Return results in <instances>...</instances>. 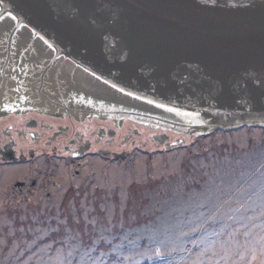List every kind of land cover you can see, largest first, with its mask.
<instances>
[{
    "label": "water",
    "instance_id": "water-1",
    "mask_svg": "<svg viewBox=\"0 0 264 264\" xmlns=\"http://www.w3.org/2000/svg\"><path fill=\"white\" fill-rule=\"evenodd\" d=\"M9 14L55 59L178 110L198 130L264 127V0H0ZM140 111L148 120L155 110Z\"/></svg>",
    "mask_w": 264,
    "mask_h": 264
},
{
    "label": "rangeland",
    "instance_id": "rangeland-1",
    "mask_svg": "<svg viewBox=\"0 0 264 264\" xmlns=\"http://www.w3.org/2000/svg\"><path fill=\"white\" fill-rule=\"evenodd\" d=\"M133 127L135 129H132L129 123L125 128H120L119 130L115 129L113 131L115 134L113 136L114 139L110 141L108 135V137H106L99 145H96V147L106 150H117V152L122 153L135 141L142 145L144 149L137 146L136 148H133V150H130L129 152L127 151L130 153V158H128L129 156H127V159L118 158L117 161L112 164L102 158H93L78 168L80 169L79 176H74V173L69 170L67 164L60 160L53 161L50 168L46 157L39 158L36 161L33 160V163L25 162L24 164L1 167V223H8L10 213H12V218L14 219L18 215L24 218L28 211L33 208H35V210L41 208L43 209V213L47 210H54V207H58L60 203L64 201V194L71 187L79 190L80 193L77 195H79V203L82 209H84L85 205L89 204L90 201L94 202L97 192H102L108 196L115 192L118 197L115 203L116 205L119 204V206H121V208L119 207L120 210L124 212L126 203L129 199L128 191L130 192V190H133L137 184H147L150 181H154L159 184V187L164 186L160 184L165 178L171 179L180 172L184 165H186L184 163L185 161L187 162V155H189L188 150L191 142H189V145L186 144V147L176 148L173 151H168L162 148L161 145L189 141L188 136L184 133L165 132L158 129H151L146 126L135 125ZM163 136H165L166 139H160ZM213 137H208L203 141L204 144L202 145V149L212 150L214 147L233 143L243 148L246 147L252 139L260 142V140L264 138V130L258 128L241 129L232 134L227 133L225 135L219 133L217 136ZM87 138L90 139L91 136L88 134ZM122 139L124 140V146H121ZM28 141H31V139H28ZM27 143L28 148L38 147L37 145H32L30 142ZM200 147L201 145H196L195 148L192 149L194 154L201 151ZM153 153L154 155L150 156V154L152 155ZM256 161V155L249 157L245 153L237 159H220L211 154L210 163L202 164V167H205L209 174L198 175L195 177L201 179L202 185L206 187L200 190L191 191L190 187H188L189 185H194L195 182L187 175V172L179 174L180 177H178L177 182L170 187L173 194L172 204L170 203L171 205L169 207L161 204H156L154 206L156 208H163L162 212L164 214L160 215L158 218H154L158 226L155 229L150 230L147 234L148 237L157 240L158 243L161 245L163 244L166 248L173 251L176 249L175 245L180 244L181 241H184L187 237L186 233H183L184 230L190 229L191 234L195 232L208 216L212 219L217 212L220 213L202 232L203 236L201 241L192 249V259L189 260V255L185 254L184 256L177 258L175 263H173V261L169 263L170 258L168 256H162L159 247H153L152 249L158 252V257L162 258L164 264H204L205 262H207V264H229L224 255L225 251L228 249V243L234 242L238 237H243L244 239L246 235L244 234V228L250 223L253 210L250 209V207L247 208V210L245 209L246 211L239 214L234 221L229 219L231 211L239 205L240 207H243L245 203L252 205L254 208H257L259 205V197L254 195L249 197L246 191H240V183L253 171ZM50 170L52 171L50 178L52 179L53 184L49 182L48 178ZM25 177L36 179L38 181H45L46 179L50 184L48 185V190H44L43 186H39L36 191H34L35 193L32 194L13 191L16 189L11 188V186L13 187V183L15 181H21ZM175 185L177 186L176 189ZM84 187H88L90 192L82 194L81 191ZM47 192L51 193L49 198L46 194ZM233 196H235V198ZM232 197L233 200L229 205L232 207L227 206L225 209H222ZM75 199L77 198L73 197L74 201ZM94 204L96 209L99 207L101 209H110V213H115L114 211L117 210V206L113 207L111 203L103 200L101 194L96 197ZM213 210H215V212L210 215ZM65 212L69 213L68 210ZM29 222L31 221L29 220ZM221 224L224 225V228L227 227L226 231L221 234V236H219L220 233L216 234L217 231L211 233V230L215 226L219 227ZM48 234L49 230H41L36 238H42ZM187 240L188 239H186L185 242ZM0 241L3 242L4 237L1 238ZM35 241L36 240L34 239V242ZM37 242L44 243L50 248L52 247V242ZM106 244L109 246L107 242ZM246 244L243 246L241 253L239 254L240 261L247 258L245 253H247L246 247L248 245ZM77 246L78 245L68 246L66 248L68 255L61 252L56 256H47V259L42 256L38 258L42 250L41 248H45V245L40 246L27 257V260L19 259V261H15L14 264H28L29 258L36 256L37 264H71L69 256L75 257V254L79 255L75 264H100L96 262L99 256L95 258L93 254L94 249H91L87 245H85V247H83V245L80 247ZM208 247L210 254L205 257ZM139 250L140 243H132L128 255H135ZM177 251L183 252L184 250L178 249ZM250 251L251 257L243 264H264V244L262 245L261 250L253 247L252 244ZM23 252L24 251L22 250L20 254ZM237 259L238 257H236V261ZM152 260L158 263L156 257Z\"/></svg>",
    "mask_w": 264,
    "mask_h": 264
},
{
    "label": "flooded vegetation",
    "instance_id": "flooded-vegetation-1",
    "mask_svg": "<svg viewBox=\"0 0 264 264\" xmlns=\"http://www.w3.org/2000/svg\"><path fill=\"white\" fill-rule=\"evenodd\" d=\"M16 23L12 17L0 20V168L7 163H33L46 157L50 168L53 161L60 160L79 176L78 168L93 158L113 162L121 155L127 158L133 148L142 147L135 141L122 153L96 147L108 135L110 141L114 139L113 131L129 123L132 129L137 125L198 135L196 126L185 124L187 116L180 111H169L123 91L66 56L55 59L41 37ZM120 105L125 110H120ZM142 107L155 110L153 115L145 113L151 119L141 118ZM27 142L38 147L28 148ZM161 146L166 148L168 144ZM49 182L25 177L11 188L32 194L39 186L48 190ZM17 183L23 185L15 187Z\"/></svg>",
    "mask_w": 264,
    "mask_h": 264
},
{
    "label": "trees",
    "instance_id": "trees-1",
    "mask_svg": "<svg viewBox=\"0 0 264 264\" xmlns=\"http://www.w3.org/2000/svg\"><path fill=\"white\" fill-rule=\"evenodd\" d=\"M217 133L223 132H216L213 135ZM202 148L201 145V151L196 154L189 152V155H187V162L185 161L184 163L186 165L182 168L183 170L181 169L180 172L171 179L165 178L160 184L164 186L159 187V184L150 181L147 184H137L133 190H130V192L132 191L131 193L128 191L129 199L126 203L124 212L120 210L121 206L115 203L118 198L115 192L111 193L109 196L102 192H97L94 202L90 201L89 204L85 205V208L82 206L84 208L82 209L79 203V195H77L80 192L76 193L75 191L76 195L74 193L71 197L72 194L69 195L68 193L64 201H62L58 207H54V210H47L44 212L45 214L43 213V209L38 208V210H35V208H33L28 211L24 218L18 215L13 219L12 213H10L11 217H8L9 220L7 224H2L0 221V239L4 237V241H0V264H14V262H18L19 259L27 260V257L30 256L31 253L44 245L45 248H41L42 250L38 258L42 256L47 259V256H56L61 252L68 255L66 250L68 246L78 245L77 247H80L83 245V247H85V245H87L91 249H94L93 254L95 258L99 256L96 262L100 264H155L152 259L157 257V253L152 248L159 247L162 253L170 258L169 263L171 261L175 263L178 255L184 254L188 248L193 246L198 232L202 228L204 222L209 218L208 216L195 232L190 234V229L183 231V233H186L187 237L184 241L182 240L180 244L175 245L177 250L183 249V252L177 251L176 249L171 251L163 244L161 245L158 243L157 240L147 236L150 230L158 226L154 218H158L160 215L164 214L162 212L163 208H156L154 206L156 204H161L169 207L172 204L173 194L170 187L177 182L178 177H180L179 174L187 172V175L195 182L194 185H189L188 187H190L191 191L200 190L206 187L202 185L201 179L195 177L209 174L207 169L202 167V164L210 163L211 154L220 159H237L244 153L249 157L256 155V165L253 171L240 183V185H242L264 162V138H262L260 142L252 139L249 144L243 148L235 143L223 144L220 147H214L212 150ZM176 188L177 186L175 185V189ZM241 190L246 191L249 197L253 195L259 197L260 201L257 208L245 203L243 207L239 205L233 208L230 213L229 219L234 221L235 218L239 214L245 212L247 208L250 207V209L253 210L251 221L246 228H244V234H246L244 239L243 237H238L237 240L234 241L235 244L234 242L228 243V249L225 251L224 255L229 264H243L251 257L250 247L252 244L253 247L258 250H261L264 244V166L243 185L240 191ZM85 192H90L88 187H84L81 191L82 194ZM100 194L103 200L111 203L113 207L117 206V210L114 209L115 213H110V209L95 208L94 203L96 197ZM235 196L233 197L235 198ZM73 197L77 199L74 201ZM232 200L233 198L230 199L222 209L229 206ZM67 210L69 213L65 212ZM215 210H213L210 215L213 214ZM219 213L220 212H217L204 226L203 231L212 223V220ZM29 220L31 222H29ZM226 228L227 227L224 228V225L221 224L219 227L215 226L211 230V233L217 231L216 234L220 233L219 236H221V234L226 231ZM41 230H49V234L42 238H36ZM202 236L201 233L200 237L197 239V244L201 241ZM34 239L36 240L35 242ZM186 239L188 240L185 242ZM37 241H46V243L52 242V247L50 248L48 245ZM106 242L109 246H107ZM132 243H140V250L135 255H128ZM245 244L248 245L246 247L247 253H245L247 258L240 261L239 254ZM208 249L209 247L206 250L207 252L205 251V257L210 254ZM22 250L24 252L20 254ZM74 256L75 257L69 256L71 264H75L79 257L78 254ZM236 257H238L237 261ZM36 258L37 256L29 258L28 264H37ZM192 258L193 253L189 260ZM204 264H207V262Z\"/></svg>",
    "mask_w": 264,
    "mask_h": 264
},
{
    "label": "snow or ice",
    "instance_id": "snow-or-ice-1",
    "mask_svg": "<svg viewBox=\"0 0 264 264\" xmlns=\"http://www.w3.org/2000/svg\"><path fill=\"white\" fill-rule=\"evenodd\" d=\"M172 109H169V111H171Z\"/></svg>",
    "mask_w": 264,
    "mask_h": 264
}]
</instances>
